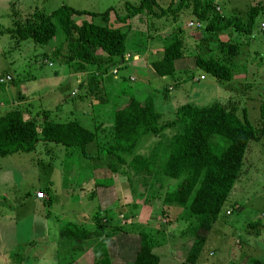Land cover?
I'll return each mask as SVG.
<instances>
[{
    "label": "rangeland",
    "instance_id": "obj_1",
    "mask_svg": "<svg viewBox=\"0 0 264 264\" xmlns=\"http://www.w3.org/2000/svg\"><path fill=\"white\" fill-rule=\"evenodd\" d=\"M138 1L0 0V76L9 72L15 78L13 83L1 86L8 87L11 93L0 96V114L18 107L42 119L45 112L50 121L74 119L96 134V139L85 146V156L78 150L68 152L59 144L41 141L33 151L0 156V264H68L74 256L72 264H90L89 254L84 252L78 258L71 249L73 243L60 234L68 223L93 230L99 225L106 232L116 226L137 225L133 232L120 228L106 240L111 264L130 263L139 227L147 228L151 238L158 242L152 249L153 253L161 254L158 264H179L184 260L190 239L179 234L184 227L177 222L181 211L162 206L157 199L166 186L176 182L164 180L162 166L165 146L178 125L166 128L158 137H143L136 150L123 155L125 162H129L133 154L147 157L157 143L161 145L154 151L156 157L145 181L134 176L127 166H118L123 170L121 174L108 173L106 168L112 160L108 155L96 160L88 157L97 156L99 147L108 141L111 103L124 90H131L127 93L137 99L150 96L160 114L159 123L174 119V111L181 104L206 106L216 102L234 107L237 116L242 117L243 113L252 126L259 125L258 105L264 100V29L259 24H264V12L253 20L249 35L230 28L210 31L207 21H200L204 29L187 27L188 21L195 20L188 10L190 2L185 3L188 9L181 11L174 21L169 15L146 21L135 14L130 28L141 32L146 49L143 53L132 52L126 39L130 58L138 56L140 62L160 58L163 47L174 37L181 38L185 57L174 61L171 75L158 77L150 66L145 67L148 74L144 75V71L125 66L119 71L122 79L114 77L112 83L108 82L109 87L105 81V88L98 76L93 85L96 97L86 87L85 74L77 75L81 82H73L74 62L66 64L61 54L58 58L52 55L58 46L56 37L62 38L59 30L53 39L40 46L30 40L15 42L5 32L12 19H23L35 9L49 13L60 5H68L87 12L101 13L109 8L110 14L113 11L122 14L126 11L125 2ZM206 1L218 14L237 15L242 20L248 5L264 3V0ZM166 4L167 0L159 1L162 7ZM82 19L89 17L74 18L76 23ZM223 44L236 45V54L227 56ZM63 50L64 45L60 53ZM197 56H212L226 62L231 79L217 80L197 68ZM90 69L94 70L92 66ZM98 71L104 78L107 76L103 67ZM139 84L142 87L136 89ZM15 97L17 103L10 100ZM236 181L225 201L224 212L213 223L194 264H250L253 259L264 263V134L247 144Z\"/></svg>",
    "mask_w": 264,
    "mask_h": 264
},
{
    "label": "trees",
    "instance_id": "obj_2",
    "mask_svg": "<svg viewBox=\"0 0 264 264\" xmlns=\"http://www.w3.org/2000/svg\"><path fill=\"white\" fill-rule=\"evenodd\" d=\"M159 1L165 0H139L137 4L125 2L126 11L122 14L114 11L110 14L109 8L94 13L68 5H60L49 13L35 9L23 19H12L11 26L5 32L15 42L30 40L40 46L53 39L59 30L62 38L56 37L58 46L53 49L52 55L58 58L61 54L66 64L74 62L76 71L83 72L86 65H95L94 70L87 75L86 85L91 95L95 96L93 85L102 73L98 70L101 67L103 71L119 67L125 61L126 39L132 46V52L139 53L146 49V39H143L141 32L130 28L129 19L135 14L142 15L146 21L169 15L174 21L181 11L188 9L185 3L190 2V15L197 21H207L210 31L219 32L230 28L249 35L253 20L264 12V3L248 5L245 19L242 20L237 15L225 17L218 14L208 1L167 0L164 7L159 5ZM83 15H87L89 20L82 19L76 23L74 18ZM115 23L119 25L114 26ZM62 45L64 50L60 53ZM223 47L227 50V56L236 54V45L223 44ZM184 57L182 40L174 37L163 47L161 58L149 62V66L158 77L171 75L174 71L173 62ZM195 66L217 80L231 79L226 62H220L212 56H197ZM13 82L12 79L6 81ZM4 83H0V86ZM123 93L111 103L108 141L99 147L97 156L88 157L96 160L108 155L112 158L106 168L108 173L121 174L123 170L118 169V166H127L134 176L145 181L147 170L154 162L152 159L156 157L154 151L157 152L161 145L157 143L147 157L133 154L129 162H125L123 155L136 150L143 137H158L166 128L178 125L176 133L165 146L166 158L162 166L164 180L176 182L166 186L162 196L157 195V199L162 206L175 207L181 211L177 214V221L184 227L179 234L189 238L190 244L184 260L179 264H194L213 223L224 212L225 201L238 178L247 144L259 140L264 134V100L258 105L257 127L252 126L243 113L242 117H238L234 107H225L216 102L206 106L181 104L174 111V119L159 123L160 114L155 110L150 96L137 99L131 93ZM45 114L42 112V119H39L28 109L18 107L0 114V156L33 151L39 141L59 144L68 152L78 150L85 156V146L96 139L95 132L84 128L77 120L53 122L46 119ZM135 226L130 223L106 232L99 225L93 230L68 223L61 228L60 234L73 243L71 249L78 258L87 252L90 264H111L106 240L121 231L120 228L133 232ZM139 228L135 253L129 264H158L159 257L152 251L158 242L151 238L147 228ZM92 239L96 240L93 242ZM262 239L264 241V235ZM74 257L68 264L75 262ZM250 264L264 263L253 259Z\"/></svg>",
    "mask_w": 264,
    "mask_h": 264
},
{
    "label": "crops",
    "instance_id": "obj_3",
    "mask_svg": "<svg viewBox=\"0 0 264 264\" xmlns=\"http://www.w3.org/2000/svg\"><path fill=\"white\" fill-rule=\"evenodd\" d=\"M200 1H202V0H200ZM204 1H206V0H204ZM217 7V6H216ZM137 15H140V14H137ZM133 18V17H132ZM132 18H130L129 19V21L131 22L133 19ZM131 30H132V28H131ZM132 31H137V30H132ZM143 53V52H142ZM154 53V52H153ZM126 55V57H125V61L119 66V67H110V70H111V68H115L116 69V72L115 73H111V71L109 70V71H107L106 70V74H107V76L104 78V76H102L101 75V77H100V80H101V83H103V85H102V87L103 86H105L104 84H105V81L107 82V86L109 87V84L110 83H108V82H111L112 83V81H114L115 80V78L114 77H117V78H120L121 76L119 75V71H120V69L122 68V67H125V66H130L131 68L133 67V68H136L137 70H139V71H141V72H143V74L144 75H147L148 74V72H146V68L145 67H149V62H151V61H154V60H148V61H146L145 59L143 60V61H141L140 62V60L138 59V56H136L135 58H134V55L130 58L129 57V55L126 53L125 54ZM162 56V55H161ZM161 58V57H160ZM159 57H156L155 58V60H158V59H160ZM47 64H48V66H51V62H47ZM91 66L94 68L95 67V65H86L85 66V71H75L74 73V81L73 82H75V83H79V82H81V80H79L78 78H77V75L78 74H85L86 75V77H87V75L90 73V72H92L93 70L92 69H90L91 68ZM173 66H174V62H173ZM150 68V67H149ZM174 69H175V66H174ZM1 75H3V74H1ZM5 75H9V76H11L12 77V81H15V78H13V75H11V73H9V72H7V73H5ZM112 75H114V76H112ZM129 80V79H128ZM130 81V80H129ZM86 85H87V83H86ZM1 87V86H0ZM140 87H142V84H139L137 87H136V89H138V88H140ZM125 92L124 93H127V91H130V92H132L131 90H124ZM5 92H7V94L8 93H11V91L9 90V88L8 87H5V86H3V87H1L0 88V96H4V95H6L5 94ZM123 93V94H124ZM129 93V92H128ZM122 94V93H121ZM120 94V95H121ZM18 98L17 97H15V98H13V99H10L11 101H13L14 103H17L16 102V100H17ZM0 106H2V103L0 102ZM28 108V107H27ZM32 114V113H31ZM33 115V114H32ZM235 182H237V181H235ZM234 182V183H235ZM230 194V193H229ZM177 222H179V221H177ZM180 229V228H179ZM135 253V252H134ZM158 257H159V261H160V257H161V254H159L158 253ZM158 261V262H159Z\"/></svg>",
    "mask_w": 264,
    "mask_h": 264
},
{
    "label": "built area",
    "instance_id": "obj_4",
    "mask_svg": "<svg viewBox=\"0 0 264 264\" xmlns=\"http://www.w3.org/2000/svg\"><path fill=\"white\" fill-rule=\"evenodd\" d=\"M260 29L263 30L264 29V24L260 23ZM187 27H194V28H199L201 27V23L200 21L197 20H192V21H188L186 23ZM111 73H115L116 69L115 68H111ZM12 78L9 75H4V76H0V83L2 82H6V81H10ZM199 79H202V76L199 77ZM226 213L228 214V211H226Z\"/></svg>",
    "mask_w": 264,
    "mask_h": 264
}]
</instances>
